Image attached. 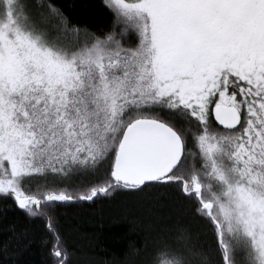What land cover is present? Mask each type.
Segmentation results:
<instances>
[{
	"label": "snow or ice",
	"instance_id": "obj_1",
	"mask_svg": "<svg viewBox=\"0 0 264 264\" xmlns=\"http://www.w3.org/2000/svg\"><path fill=\"white\" fill-rule=\"evenodd\" d=\"M0 5V200L49 264H71L64 209L118 192L174 196L219 264L236 234L264 264V0H101L93 24L57 0ZM179 240L150 264H190Z\"/></svg>",
	"mask_w": 264,
	"mask_h": 264
},
{
	"label": "trees",
	"instance_id": "obj_2",
	"mask_svg": "<svg viewBox=\"0 0 264 264\" xmlns=\"http://www.w3.org/2000/svg\"><path fill=\"white\" fill-rule=\"evenodd\" d=\"M57 3L67 10L66 14L72 13L74 19L93 24L103 18L101 0H57ZM8 204L11 201L0 200V264H49L48 250L41 244V228L23 215H12L11 209L5 217L3 212ZM61 222L72 253L71 264H150L154 245L162 239L177 237L190 250V264H219L209 233L191 216L187 203L180 206L174 196L150 203L118 192L110 198L97 199L94 204L81 203L64 209ZM13 223L16 233L25 237L21 243L27 244L22 255L13 251L14 241L9 240L8 229ZM230 242L235 264H254L249 242L243 235H234ZM176 261L186 264L183 257H177Z\"/></svg>",
	"mask_w": 264,
	"mask_h": 264
}]
</instances>
